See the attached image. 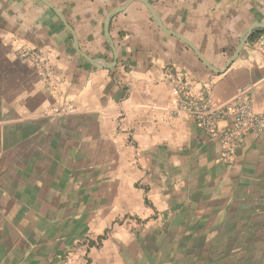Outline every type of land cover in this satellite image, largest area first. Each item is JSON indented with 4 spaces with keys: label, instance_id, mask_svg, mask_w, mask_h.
Returning <instances> with one entry per match:
<instances>
[{
    "label": "crops",
    "instance_id": "obj_1",
    "mask_svg": "<svg viewBox=\"0 0 264 264\" xmlns=\"http://www.w3.org/2000/svg\"><path fill=\"white\" fill-rule=\"evenodd\" d=\"M47 1L74 35L42 0H0V264H264V134L224 163L164 75L220 104L252 86L263 113L264 0H146L166 31L141 0ZM22 47L76 113L45 118L60 99Z\"/></svg>",
    "mask_w": 264,
    "mask_h": 264
},
{
    "label": "built area",
    "instance_id": "obj_2",
    "mask_svg": "<svg viewBox=\"0 0 264 264\" xmlns=\"http://www.w3.org/2000/svg\"><path fill=\"white\" fill-rule=\"evenodd\" d=\"M255 49L264 55V36L261 35ZM22 61L33 65L47 83L50 91L60 101L45 113V118H57L76 113L72 101L61 99L60 84L55 79L50 57L39 51L19 48ZM165 79L171 87L172 102L170 110L173 114H184L195 120L211 139L220 143L221 159L226 164L234 162L237 150L248 136L259 140L264 134V112L258 113L253 99V87H246L225 103H217L212 98L213 84L207 82L196 89L186 72L169 67L164 71ZM228 122L224 129L220 124Z\"/></svg>",
    "mask_w": 264,
    "mask_h": 264
},
{
    "label": "water",
    "instance_id": "obj_3",
    "mask_svg": "<svg viewBox=\"0 0 264 264\" xmlns=\"http://www.w3.org/2000/svg\"><path fill=\"white\" fill-rule=\"evenodd\" d=\"M42 1H44V2H45L48 6H50L51 8H53V7L51 6V4H50L47 0H42ZM141 1H143V2L147 5V7H148V9L150 10V12L152 13V15H153V17H154L156 23H157V24H158V25H159L164 31H166V30L163 28V25L161 24V22H160V20H159V18H158V16H157V14L155 13V11H154V9L152 8V6H151L149 3H147L146 0H141ZM53 9H54L55 12L58 14V16L62 19V21L64 22V24L66 25V27L69 29V31L74 35V32H73L72 28L66 23L64 17L60 14V12H59L57 9H55V8H53ZM121 10H122V9H119V10H115V11H113V12L109 15V17H108V19H107V22H106V33H107V37H108V39H110L109 28H110L111 18H112L115 14H117L119 11H121ZM258 27H264V26L259 25ZM250 34H251V32H249L247 35H245L244 38L242 39L241 44H240V46H239V48H238V51L236 52L235 56L232 58L231 63H232L235 59H237L239 53L241 52V50L243 49V47H244L245 44L247 43V40H248ZM108 67H112V66H108Z\"/></svg>",
    "mask_w": 264,
    "mask_h": 264
}]
</instances>
